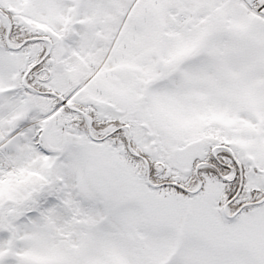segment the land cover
Listing matches in <instances>:
<instances>
[{
  "label": "snow or ice",
  "instance_id": "snow-or-ice-1",
  "mask_svg": "<svg viewBox=\"0 0 264 264\" xmlns=\"http://www.w3.org/2000/svg\"><path fill=\"white\" fill-rule=\"evenodd\" d=\"M0 264H264V0H0Z\"/></svg>",
  "mask_w": 264,
  "mask_h": 264
}]
</instances>
